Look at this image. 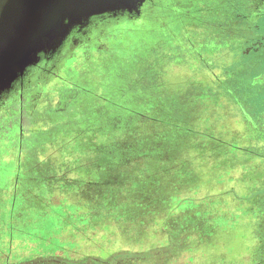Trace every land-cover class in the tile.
I'll use <instances>...</instances> for the list:
<instances>
[{
    "label": "rangeland",
    "instance_id": "obj_1",
    "mask_svg": "<svg viewBox=\"0 0 264 264\" xmlns=\"http://www.w3.org/2000/svg\"><path fill=\"white\" fill-rule=\"evenodd\" d=\"M134 2L0 92V264H264V0Z\"/></svg>",
    "mask_w": 264,
    "mask_h": 264
},
{
    "label": "water",
    "instance_id": "obj_2",
    "mask_svg": "<svg viewBox=\"0 0 264 264\" xmlns=\"http://www.w3.org/2000/svg\"><path fill=\"white\" fill-rule=\"evenodd\" d=\"M135 5L134 0H0V92L37 63L38 50L57 51L76 24Z\"/></svg>",
    "mask_w": 264,
    "mask_h": 264
},
{
    "label": "crops",
    "instance_id": "obj_3",
    "mask_svg": "<svg viewBox=\"0 0 264 264\" xmlns=\"http://www.w3.org/2000/svg\"><path fill=\"white\" fill-rule=\"evenodd\" d=\"M121 10H123V9H121ZM121 10H109V11H104V12H102V13H99V14H104V16H108V13H112V12H119V11H121ZM96 14H94V15H92L90 18H89V24L91 23H94V25H97V22H99V21H102L101 19H98V18H96V16H95ZM102 16V15H101ZM110 16H112V15H110ZM75 26H80V24L78 23V24H76ZM74 26V27H75ZM90 26V25H89ZM71 36V34L68 36V38ZM67 41V40H66ZM70 43L72 42L71 40L69 41ZM47 49L46 48H44V50H38L37 51V56H36V59L38 60L37 61V63H35V64H31V65H29V66H27V69H26V71L27 70H29V76L31 75L32 76V73H33V71L35 70V69H38V66L42 63V61L43 60H46V59H48L49 58V51H46ZM56 53H58V50L57 51H55ZM54 52V53H55ZM51 53V52H50ZM56 57V56H55ZM0 58H4V56L3 55H1L0 56ZM26 71H25V75H26ZM28 74V73H27ZM35 74H39V73H35ZM34 74V75H35Z\"/></svg>",
    "mask_w": 264,
    "mask_h": 264
}]
</instances>
